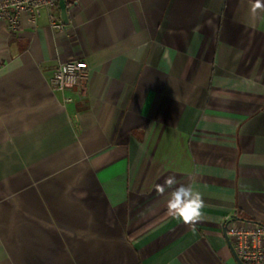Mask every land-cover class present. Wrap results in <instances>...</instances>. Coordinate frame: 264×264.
<instances>
[{
	"label": "crops",
	"instance_id": "obj_1",
	"mask_svg": "<svg viewBox=\"0 0 264 264\" xmlns=\"http://www.w3.org/2000/svg\"><path fill=\"white\" fill-rule=\"evenodd\" d=\"M64 1L62 29L0 23V264H238L224 219L264 224V0Z\"/></svg>",
	"mask_w": 264,
	"mask_h": 264
},
{
	"label": "built area",
	"instance_id": "obj_2",
	"mask_svg": "<svg viewBox=\"0 0 264 264\" xmlns=\"http://www.w3.org/2000/svg\"><path fill=\"white\" fill-rule=\"evenodd\" d=\"M42 10L46 12L52 28H63L58 16V0H0V23L10 33H16L22 16L35 24ZM88 69V64L82 59L59 62L49 80L50 90L60 93L64 104L71 102L66 90L76 88L83 95L87 90ZM223 229L243 264H264V224L227 216Z\"/></svg>",
	"mask_w": 264,
	"mask_h": 264
},
{
	"label": "clouds",
	"instance_id": "obj_3",
	"mask_svg": "<svg viewBox=\"0 0 264 264\" xmlns=\"http://www.w3.org/2000/svg\"><path fill=\"white\" fill-rule=\"evenodd\" d=\"M262 5L257 0L252 8L253 13ZM165 187L171 189L167 206L176 218L182 219L184 223L194 225L202 218L203 199L202 194L193 189L191 184L178 183L175 176H168L164 185L158 190L163 193Z\"/></svg>",
	"mask_w": 264,
	"mask_h": 264
},
{
	"label": "water",
	"instance_id": "obj_4",
	"mask_svg": "<svg viewBox=\"0 0 264 264\" xmlns=\"http://www.w3.org/2000/svg\"><path fill=\"white\" fill-rule=\"evenodd\" d=\"M58 6H59L60 18H61L62 22L67 23L68 20H67L65 1L64 0H58ZM223 231H224V229H223ZM224 235H225V231H224ZM225 238H226V240H227V242H228V244H229V246H230V248H231V250H232V252H233V254H234V256H235V258L237 260V262H238V264H243L242 261L234 253L233 248H232L228 238L226 237V235H225Z\"/></svg>",
	"mask_w": 264,
	"mask_h": 264
}]
</instances>
